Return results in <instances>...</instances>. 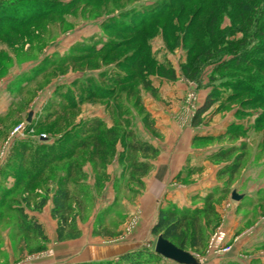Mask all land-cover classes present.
I'll return each instance as SVG.
<instances>
[{
	"label": "rangeland",
	"instance_id": "rangeland-1",
	"mask_svg": "<svg viewBox=\"0 0 264 264\" xmlns=\"http://www.w3.org/2000/svg\"><path fill=\"white\" fill-rule=\"evenodd\" d=\"M18 1L43 10L55 1L70 0ZM160 2L175 3L171 14L153 19L151 27L119 36L133 38L132 46L121 47L105 61L103 57L107 52L65 67L51 64L57 57L66 55L80 38H101L100 27L106 18L118 16L132 6L131 13L151 11ZM200 5H204L203 10L195 18ZM190 23L193 24L191 30ZM144 41L154 60L175 68L179 75L177 80L188 89L186 96L180 94L176 98L177 107L159 100L176 119V126L168 123L162 126L159 122L156 132L154 122L150 125V120L155 121L150 111L159 116L161 110H154L149 96L153 93L140 89L138 80L118 86L111 103L86 101L79 107L62 111L58 104L62 99L54 93L58 87L70 86L82 75H78L79 71L85 72L84 75L98 74L121 61L126 63V56L134 53ZM196 44L199 49L192 56L190 50ZM257 45L264 47V0H84L74 11L27 25L20 32L1 31L0 264H128L121 257L135 251L147 252L137 264H178L153 256L158 236L152 234V229L159 212L169 204L161 202L158 210L155 209L156 223L147 229L141 225L143 214L139 198L145 189L144 177L141 183L137 178L134 180L128 163L121 160L126 156L128 132L133 138L155 143L161 152L181 148L184 140L188 149L194 151L188 162L192 168L184 172L187 177L182 183L189 185L204 179L208 184L203 190H194L191 206L184 208L202 209L206 207L205 196L210 194L214 198L213 210L201 216L202 246L195 249L187 243L186 251L199 264H264V54H252L249 57L252 63H229L233 55ZM204 46L208 47L209 54L201 50ZM187 63L201 67L197 81L183 76L182 68ZM227 63L230 69L225 68ZM136 72L138 69L134 68L133 73ZM173 86L177 91V86ZM213 89L218 102L204 116L203 124L194 127L198 131L195 137H217L237 124L242 125L243 132L231 131L221 141H199L193 145L192 140L189 145V123ZM62 92L66 93L67 89ZM137 97L142 104L136 103ZM107 103L117 106L107 109ZM50 111L52 114H47ZM146 113L150 116L147 122L144 121ZM95 116L103 119L107 128L116 127L111 145L113 154L107 165L96 157L94 163L90 145L86 150H79L75 160L71 159L78 163V169L73 173L70 187L77 185L76 190L81 191L80 198L72 199L71 214L79 229H83L80 238L59 242L55 238L57 222L52 217L53 195L65 179L67 163L52 165L41 181L28 183L19 169L21 156L13 159V151L24 145L30 161L36 155L35 147L53 144L69 127L83 118ZM102 135L108 138L105 132ZM231 146L237 150L244 146L245 158L237 174L219 177V172L234 162V156L229 160H216L211 159V155ZM137 159H142L140 154ZM235 194L242 199L235 200ZM170 205L178 206L173 201ZM44 212H50V216L47 215L46 220L41 216L43 224L36 221L46 239L28 230L26 225L32 222L30 213ZM219 233H224V240L221 246L212 248L211 243ZM187 234L191 238L192 229ZM224 248L228 249L226 253L222 252ZM90 251H99L103 256L97 261L77 262Z\"/></svg>",
	"mask_w": 264,
	"mask_h": 264
},
{
	"label": "trees",
	"instance_id": "trees-1",
	"mask_svg": "<svg viewBox=\"0 0 264 264\" xmlns=\"http://www.w3.org/2000/svg\"><path fill=\"white\" fill-rule=\"evenodd\" d=\"M83 1L84 0H70L68 2L55 1L50 7L45 6L46 8L43 10H35V7L28 4L22 5L23 3L18 0H0V36L1 31L9 29L20 32L27 25L39 24L44 20L49 19L51 16H62L69 10L74 11ZM174 4V2H160L158 7L151 11H143L140 13H131V10H133L131 9L132 6L129 8L130 11L123 10L118 16H110L101 23V28L103 30V36H101V38L95 39L94 37H91L85 39L83 42L76 43L66 55L57 57L51 62V64L65 67L69 63L78 64L88 58L100 57L107 52L108 54L103 57V60L105 61L110 54L116 53L121 47L132 46L133 43H135L133 38L119 37L120 35L128 32H136L138 29H144L146 26L151 27L153 19L163 18L168 14H171L170 10L173 8ZM203 6L204 5L198 6L197 12L195 11L194 13V16H196L195 18H197L202 12ZM117 21L118 23L116 24L115 22ZM191 24L192 23H190L189 30L193 27V24ZM111 33L115 35L111 36ZM188 33L190 34V31ZM188 33H186L187 36H189ZM146 44L147 42L144 41L134 53L126 56L128 58L126 63L121 61L118 65L110 66L98 74L84 75L83 78L74 80L70 86L58 87L54 93L59 95L62 99V103H58L61 105L62 111L65 112L70 107H79L86 101H108L111 103L117 95L118 86L130 84L135 80L140 81V89L151 91L152 93L156 92L152 81L153 77H158L167 81H177L179 75L175 68L170 65H165L164 63L156 62L148 52V46ZM198 49L199 47L196 44L193 49L190 50V54L193 56ZM201 50H204L207 53L208 47L204 46ZM209 53L210 51H208V54ZM231 54L235 53L232 52ZM252 54L262 56L264 54V47L257 45L252 46L251 49L245 48L242 53L238 54L239 56L233 55L229 63H252L251 60H249V57L252 56ZM229 63L225 65L226 69H230ZM120 66L124 68L119 69ZM113 68L115 69L113 70ZM134 68H137L138 72L133 73ZM122 69L127 70L124 72L121 71ZM201 71V67L193 66L192 63H187L182 68L183 76L190 81H197L200 77ZM79 72L85 74L83 71ZM17 83L21 84V82ZM65 89H67V92L63 93L62 91ZM58 92L60 93L57 94ZM135 93L139 96L140 92L136 90ZM128 96L131 97V92L128 93ZM216 96V92H214L213 89L206 97L204 103L196 110L192 120L193 127L197 128L203 124L204 116L210 112L218 102ZM51 102L54 101L52 100ZM138 102L142 104V100L139 97L136 99V103ZM48 104L49 102L47 105ZM51 106L52 105L49 107ZM110 106L111 105L108 103L105 105L107 109ZM116 106L117 105L114 104L111 107ZM47 114H52V112L50 111ZM149 117V114L146 113L144 121L147 122L150 119ZM150 121V125H153L154 121ZM44 124L45 122L43 121L42 125ZM241 126L242 125L240 124L235 126L232 125L226 133H221L220 136L217 137H204L198 135L197 137H194L193 145L199 141H221L231 131L243 132ZM115 128V126L114 128H107L104 120L101 118L83 120L74 124L72 127H69L53 144L45 143L41 146L39 145L35 147L36 157L34 156L30 161H28L29 159L27 158L26 150L23 147L24 145H20L19 148H14L13 152L15 153V157L13 156V159H17V157L21 156L19 169L22 177H24V179L26 178L25 181L28 183H38L41 181L49 172L52 165L63 162H66L68 165V167H66L65 179L62 180V185L58 186L53 195L54 207L52 209V217L57 222L56 233L59 242L75 240L81 237V230L79 229L74 216L71 214L72 199L75 197L80 198L81 194V191L76 190V188H78L77 185L73 186V188L70 187L73 173L78 169V163L71 161V159L75 160L78 156L79 150H86L91 145L93 150L91 153V161L95 163L94 158L96 157V159L103 161H101L102 164L107 165L109 158H111L113 154L111 145L117 132ZM102 132H105V135L108 136V138L104 137ZM125 142L127 146L126 156L122 157L121 160L122 162L125 161V163H128L129 170L134 174V176L132 175V178H137V181L141 183L142 178L146 177L151 170V164L148 159L157 156L160 150L154 147L151 143L133 138L132 134L129 132ZM139 154L142 157L140 161L137 159V155ZM245 154L246 148L244 146H242L240 150H237L234 146L223 147L212 154L211 159L216 160H229L234 156V162L220 171L219 177L223 175H229L232 177L237 174L241 168ZM213 199V196L210 194L205 196L203 200L206 207L195 210L179 208L178 206L169 204L165 209H162L159 212L158 221L152 229V234L157 236L163 235L164 238L183 250L187 249V243L191 248H200L203 243L201 216L205 214L207 215L208 212L213 210ZM42 204H45V201H43ZM23 219H25V217ZM30 221L32 222H26L27 229L37 232L40 236L46 239L37 221L33 218ZM190 229H192L191 238H189L187 234ZM145 253L147 252L135 251L128 253L121 257V260L128 264H137L140 263L139 261ZM153 256L159 257L157 254H154Z\"/></svg>",
	"mask_w": 264,
	"mask_h": 264
},
{
	"label": "crops",
	"instance_id": "crops-1",
	"mask_svg": "<svg viewBox=\"0 0 264 264\" xmlns=\"http://www.w3.org/2000/svg\"><path fill=\"white\" fill-rule=\"evenodd\" d=\"M100 29L102 30L101 27ZM85 39L88 38H80L78 41L83 42L85 41ZM78 75H81L78 76V78H83L84 73L78 72ZM152 81L156 92L155 94L153 93L152 95L149 96L151 100L154 102L153 104V106L155 107L154 110L160 109L161 111H158V114H160L159 116H154L153 115L154 113H152L153 111H150V113L152 115V119L155 120L154 121L155 128H156V132H158L159 122L162 123V126L166 125L167 123L175 126L177 125L174 116L170 112H168L167 110L168 108L164 109V107H162L163 103L161 102L165 100L166 102H170L174 104L173 105L174 107H177V105L179 104H176L177 102L176 98L179 97L180 94L186 96L188 89L183 88V85L181 84L180 80L173 82L158 77H153ZM155 81H157L158 84H155ZM161 82H163L164 84L161 85ZM173 85L177 86L176 87L177 91H175V86ZM207 94L208 91L205 92L204 95L202 96V101L199 103V105L203 103L204 98L207 96ZM154 95L157 96L154 97ZM164 104L166 103L164 102ZM91 118H98V117L96 116L89 118L86 117L83 118V120H87ZM189 127L191 131L188 129L187 134L189 136L188 140L190 145L198 131H196V129L192 126V121H190ZM152 145L159 149V146H157L155 143H153ZM186 147H187V142H185L184 140L181 142V148L177 150H175V148L174 149L172 148V149H167L166 151H162V152L160 151L156 157H151L150 159H148L149 163L151 164V170L149 174L143 179L145 183V189L142 191V196L139 198L141 205L140 209L142 210L141 214H143V216L140 217L141 218L140 222L142 226L144 225L145 229H147V227L149 228V226L152 225L153 223H156L158 213L156 214L155 209L157 208L158 210V206H160L161 202H164V205H166V204H170V201H173L174 203H177L178 206H180L181 208L190 207L192 204L193 191L196 189L203 190L205 188V185L208 184L207 182L204 181V179H202L197 183H192L189 185H184L182 183L184 179L187 177V173L184 172H186L187 169L192 168L190 167L191 165L188 162L191 154H193L194 152L192 150L190 151V148L188 149V147L186 149ZM30 215L34 218V220L37 219L41 223L42 222L41 220H43L40 219L41 216H43V218L46 220L47 215L50 216V212H48V214L45 212L43 214L30 213ZM82 229L83 228H81L80 230ZM84 235L85 234H83V236ZM55 238H57L56 231H55ZM102 256L103 255L99 254V251H96V253L90 251L80 256L77 262L97 261L98 258H101Z\"/></svg>",
	"mask_w": 264,
	"mask_h": 264
},
{
	"label": "water",
	"instance_id": "water-1",
	"mask_svg": "<svg viewBox=\"0 0 264 264\" xmlns=\"http://www.w3.org/2000/svg\"><path fill=\"white\" fill-rule=\"evenodd\" d=\"M233 198L238 201L242 199L237 194L233 195ZM155 253L178 264H199L198 260L190 252L177 247L174 243L164 238L163 235H159L157 238Z\"/></svg>",
	"mask_w": 264,
	"mask_h": 264
},
{
	"label": "built area",
	"instance_id": "built-area-1",
	"mask_svg": "<svg viewBox=\"0 0 264 264\" xmlns=\"http://www.w3.org/2000/svg\"><path fill=\"white\" fill-rule=\"evenodd\" d=\"M224 233H219L216 237V240H214L212 243H211V247L212 248H217L219 246H221V242L224 240ZM228 251L227 248H224L222 252L226 253Z\"/></svg>",
	"mask_w": 264,
	"mask_h": 264
}]
</instances>
